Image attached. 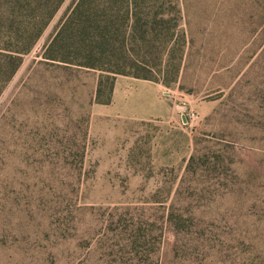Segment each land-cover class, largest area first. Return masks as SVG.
Segmentation results:
<instances>
[{
    "label": "rangeland",
    "instance_id": "374dc122",
    "mask_svg": "<svg viewBox=\"0 0 264 264\" xmlns=\"http://www.w3.org/2000/svg\"><path fill=\"white\" fill-rule=\"evenodd\" d=\"M73 2L0 82V264H264V76L235 74L229 53L183 88L116 74L108 102L104 78L99 102L100 70L39 64ZM26 14L0 0V16ZM203 28L239 45L238 30ZM171 205L214 230L186 241Z\"/></svg>",
    "mask_w": 264,
    "mask_h": 264
},
{
    "label": "trees",
    "instance_id": "16d2710c",
    "mask_svg": "<svg viewBox=\"0 0 264 264\" xmlns=\"http://www.w3.org/2000/svg\"><path fill=\"white\" fill-rule=\"evenodd\" d=\"M64 1L15 0V8L27 12L25 18L0 16L4 21L0 27V82H7L17 72ZM194 14L206 20H195ZM202 26H225L223 39L230 36V28L238 30L239 45L231 49L224 43L214 44V33ZM229 53H240L235 74L250 63L245 76H264V0H74L44 46L39 64L100 70L96 100L101 102L104 78L112 77L107 99L111 102L116 74L183 88L192 68L201 69L206 61L220 69L227 67L231 61L223 59V54ZM207 54L211 56L208 60ZM2 89L0 86V92ZM215 160L222 163L220 156ZM183 212L171 205L167 214L177 235L187 237L188 242L206 240L213 227L203 218L185 219ZM255 260L243 254L241 264H262Z\"/></svg>",
    "mask_w": 264,
    "mask_h": 264
}]
</instances>
